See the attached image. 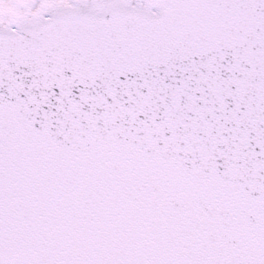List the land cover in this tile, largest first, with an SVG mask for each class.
Here are the masks:
<instances>
[{
    "label": "snow or ice",
    "instance_id": "obj_1",
    "mask_svg": "<svg viewBox=\"0 0 264 264\" xmlns=\"http://www.w3.org/2000/svg\"><path fill=\"white\" fill-rule=\"evenodd\" d=\"M0 264H264V0H0Z\"/></svg>",
    "mask_w": 264,
    "mask_h": 264
}]
</instances>
